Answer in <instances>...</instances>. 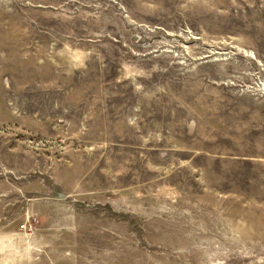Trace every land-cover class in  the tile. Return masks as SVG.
<instances>
[{
  "label": "rangeland",
  "instance_id": "1",
  "mask_svg": "<svg viewBox=\"0 0 264 264\" xmlns=\"http://www.w3.org/2000/svg\"><path fill=\"white\" fill-rule=\"evenodd\" d=\"M2 263L264 264V0H0Z\"/></svg>",
  "mask_w": 264,
  "mask_h": 264
},
{
  "label": "built area",
  "instance_id": "2",
  "mask_svg": "<svg viewBox=\"0 0 264 264\" xmlns=\"http://www.w3.org/2000/svg\"><path fill=\"white\" fill-rule=\"evenodd\" d=\"M19 229H20L21 231L31 232V230H32L33 228H32L31 223L28 221V222H25V223L21 224V225L19 226Z\"/></svg>",
  "mask_w": 264,
  "mask_h": 264
},
{
  "label": "crops",
  "instance_id": "3",
  "mask_svg": "<svg viewBox=\"0 0 264 264\" xmlns=\"http://www.w3.org/2000/svg\"><path fill=\"white\" fill-rule=\"evenodd\" d=\"M3 264V263H2Z\"/></svg>",
  "mask_w": 264,
  "mask_h": 264
}]
</instances>
